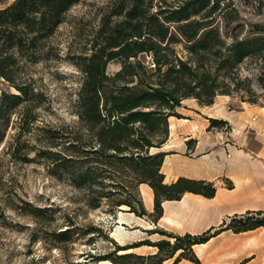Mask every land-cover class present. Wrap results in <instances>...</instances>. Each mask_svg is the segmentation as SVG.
<instances>
[{"label": "trees", "instance_id": "trees-1", "mask_svg": "<svg viewBox=\"0 0 264 264\" xmlns=\"http://www.w3.org/2000/svg\"><path fill=\"white\" fill-rule=\"evenodd\" d=\"M78 1L14 0L6 5L8 0H0V78L15 89L0 93V142L9 123L15 125L17 130L9 145L15 161L30 160L29 152L33 149L30 136L37 120L33 110L38 94H34L25 68L48 57V39ZM129 1L116 0L91 40L90 54L75 63L84 80L78 92V125L70 128L63 140L64 150L70 154L40 150L38 155L52 159L57 168L71 175L78 187L100 184L101 174H96L99 170L116 167L131 172L137 184L151 187L154 211L145 210L141 196L133 195V200L113 204L124 205L128 212L156 223L162 215L163 200L180 199L185 192L210 198L216 191L214 184L205 180L179 177L171 183L164 182L161 166L166 153L151 149L160 148L168 139V118H183L175 110L184 99L211 105L217 95L231 93L232 83L233 90H237L235 69L245 58L257 56L261 69L258 81L264 88V35L233 37L226 44L218 26V19L225 18L220 6L225 0H179L175 8L167 0H158L155 12L150 11L154 0ZM254 27L255 32L263 30L260 25ZM181 43L187 52L185 58L175 51V46ZM142 54L152 62H142L139 59ZM114 61L120 62L121 67L113 75H107L106 66ZM208 119L209 128L226 125L222 119ZM41 131L52 132L46 127ZM73 154H81L94 163L79 171L72 164L77 160ZM258 227L264 228V211H247L201 234L176 235L159 229L155 232L165 236L164 239L116 246L96 259L114 264H164L173 259L170 264H179L185 258L200 264L192 251L194 244L204 243L223 230L240 233ZM63 232L61 235L70 231ZM145 244L156 247L157 252L147 256L132 252L116 254ZM176 253L179 254L175 256Z\"/></svg>", "mask_w": 264, "mask_h": 264}, {"label": "rangeland", "instance_id": "rangeland-1", "mask_svg": "<svg viewBox=\"0 0 264 264\" xmlns=\"http://www.w3.org/2000/svg\"><path fill=\"white\" fill-rule=\"evenodd\" d=\"M13 1L8 0L6 5ZM178 1L166 2L175 8ZM114 3L116 0H79L64 14L48 39V57L25 68V76L32 80L34 94L39 95L34 98L33 110L37 120L30 136L33 149L29 152L28 162L15 161L10 156L9 145L17 130L15 125L9 123L6 136L0 142V264H99L96 257L112 252L116 246L127 247L143 240L155 242L165 238L155 232L159 229L152 224V229L144 233L128 227L125 230L131 234H113L118 215L130 213L128 207L116 206L113 202L133 200V195L141 196L138 180L131 172L116 167L103 172L99 170L96 174H101L100 184L78 187L71 175L57 168L52 159L38 155L40 150L60 151L64 156L70 154L64 150V137L70 128L78 125L76 107L84 80V74L75 63L90 54L91 40ZM157 4H160L158 0H154L151 12L158 10ZM220 6L225 18L218 19V26L226 44L231 43L233 37L264 35V0H225ZM255 24L263 30L255 32ZM175 51L179 56H187L183 43L177 44ZM139 59L146 64L152 62L143 54ZM120 67V62H110L106 74L113 75ZM260 73L257 56L245 58L237 66V90H233L232 83L228 95L234 104L232 107L239 109L241 105L255 104L264 108V88L258 81ZM1 91L15 92V89L0 78ZM192 99L183 100L184 104L192 105ZM181 105L175 110L180 115L186 109ZM43 127L52 132H42ZM223 127L221 129L226 131ZM158 149H151V152ZM73 155L77 160L72 164L79 171L94 163L81 154ZM66 229L70 232L61 235ZM149 246L130 249L132 253L145 256L154 254L152 250L157 252L156 247L150 249ZM172 260L164 264H170Z\"/></svg>", "mask_w": 264, "mask_h": 264}, {"label": "crops", "instance_id": "crops-1", "mask_svg": "<svg viewBox=\"0 0 264 264\" xmlns=\"http://www.w3.org/2000/svg\"><path fill=\"white\" fill-rule=\"evenodd\" d=\"M231 100L220 95L211 105H200L195 99L187 105L184 99V118H168V139L158 149L166 153L161 166L165 183L179 177L205 180L214 184L215 195L208 198L185 192L180 199L163 200L162 215L156 223L146 216L121 212L118 217L123 221L115 220L113 232L128 235L131 232L125 229L133 227L144 233L152 224L176 235H196L219 228L235 214L264 211V108L245 104L235 109ZM208 118L224 120L226 131L222 126L209 128ZM139 192L145 210L153 212L151 187L141 183ZM117 224L122 228L118 230ZM192 251L200 264H264V228L240 233L223 230L204 243L194 244ZM179 264L194 263L182 258Z\"/></svg>", "mask_w": 264, "mask_h": 264}, {"label": "bare ground", "instance_id": "bare-ground-1", "mask_svg": "<svg viewBox=\"0 0 264 264\" xmlns=\"http://www.w3.org/2000/svg\"><path fill=\"white\" fill-rule=\"evenodd\" d=\"M121 207H124V205H122ZM120 214V213H119ZM118 220L121 222L123 221V218L121 216L118 217ZM122 226L120 224H117V229H121ZM113 234H118V231L113 232ZM124 252H131V249H127V250H120L119 253H124ZM99 264H112L110 261L104 260V261H100Z\"/></svg>", "mask_w": 264, "mask_h": 264}]
</instances>
